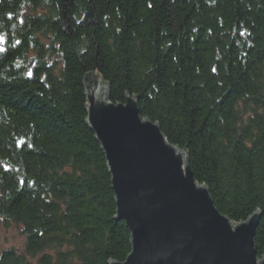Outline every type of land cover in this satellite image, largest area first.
I'll return each mask as SVG.
<instances>
[{
  "label": "trees",
  "instance_id": "16d2710c",
  "mask_svg": "<svg viewBox=\"0 0 264 264\" xmlns=\"http://www.w3.org/2000/svg\"><path fill=\"white\" fill-rule=\"evenodd\" d=\"M0 49V221L25 237L0 264L131 251L86 119L89 74L114 103L136 97L220 213L260 212L264 255V0H0Z\"/></svg>",
  "mask_w": 264,
  "mask_h": 264
},
{
  "label": "water",
  "instance_id": "95a60500",
  "mask_svg": "<svg viewBox=\"0 0 264 264\" xmlns=\"http://www.w3.org/2000/svg\"><path fill=\"white\" fill-rule=\"evenodd\" d=\"M84 84L86 119L106 156L116 217L130 232L127 258L110 264H264L253 238L260 212L239 223L220 213L186 151L140 116L136 97L114 103L95 74Z\"/></svg>",
  "mask_w": 264,
  "mask_h": 264
},
{
  "label": "rangeland",
  "instance_id": "374dc122",
  "mask_svg": "<svg viewBox=\"0 0 264 264\" xmlns=\"http://www.w3.org/2000/svg\"><path fill=\"white\" fill-rule=\"evenodd\" d=\"M25 237L21 233V228L18 225L6 226L0 221V253L6 248H15L23 251Z\"/></svg>",
  "mask_w": 264,
  "mask_h": 264
},
{
  "label": "snow or ice",
  "instance_id": "6c2138e0",
  "mask_svg": "<svg viewBox=\"0 0 264 264\" xmlns=\"http://www.w3.org/2000/svg\"><path fill=\"white\" fill-rule=\"evenodd\" d=\"M0 51H3V49H0ZM28 75H31V71H29Z\"/></svg>",
  "mask_w": 264,
  "mask_h": 264
}]
</instances>
